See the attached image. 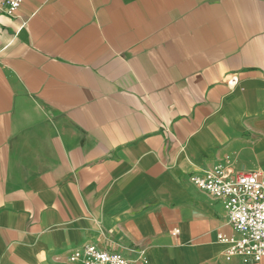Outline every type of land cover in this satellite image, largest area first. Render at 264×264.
Wrapping results in <instances>:
<instances>
[{"label": "crops", "instance_id": "1", "mask_svg": "<svg viewBox=\"0 0 264 264\" xmlns=\"http://www.w3.org/2000/svg\"><path fill=\"white\" fill-rule=\"evenodd\" d=\"M5 1L0 264H264L192 180L264 171V0Z\"/></svg>", "mask_w": 264, "mask_h": 264}, {"label": "built area", "instance_id": "2", "mask_svg": "<svg viewBox=\"0 0 264 264\" xmlns=\"http://www.w3.org/2000/svg\"><path fill=\"white\" fill-rule=\"evenodd\" d=\"M23 0H6L2 3L8 15H14ZM237 78L230 76L228 84H235ZM225 170H206L194 175V184L206 191L227 210L228 222L238 237L219 234L218 239L229 243L227 255H238L252 261L264 258V171H239L229 174ZM83 259L85 264H133V260L119 252L87 244L74 250L69 261Z\"/></svg>", "mask_w": 264, "mask_h": 264}]
</instances>
